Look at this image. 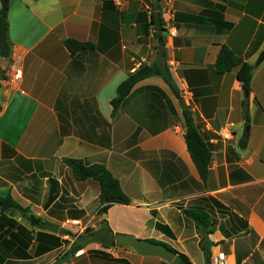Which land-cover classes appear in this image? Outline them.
<instances>
[{
	"label": "crops",
	"instance_id": "0c3cea01",
	"mask_svg": "<svg viewBox=\"0 0 264 264\" xmlns=\"http://www.w3.org/2000/svg\"><path fill=\"white\" fill-rule=\"evenodd\" d=\"M156 9L175 11V35L148 26ZM8 20L0 196L18 207L0 208V264H172L97 243L70 254L103 215L99 183L77 181L65 159L104 164L119 180L131 204L108 211L115 235L164 244L192 264H264V0H11ZM66 40L94 49L73 55ZM224 45L252 67L248 121L238 70L215 69ZM161 52L181 97L150 77L114 112L120 84ZM184 108L213 152L206 181L187 149ZM187 210L208 214L207 228ZM32 220L64 228L71 240Z\"/></svg>",
	"mask_w": 264,
	"mask_h": 264
},
{
	"label": "trees",
	"instance_id": "16d2710c",
	"mask_svg": "<svg viewBox=\"0 0 264 264\" xmlns=\"http://www.w3.org/2000/svg\"><path fill=\"white\" fill-rule=\"evenodd\" d=\"M11 0H1L2 8L0 10V53L5 59L11 56V41L9 36L10 25L8 20L9 7ZM148 26H152L156 31L157 36L165 31V23L162 18L160 10L156 9L150 17ZM65 46L71 54H76L82 51L94 49V44L90 42H79L76 40H66ZM164 52L160 53V59L153 65H143L141 68L120 84L118 87V96L112 101L114 112H116L123 101L128 97L133 88L141 81L150 77H159L170 87L171 91L177 98L181 97L176 82L172 76L171 70L167 63L164 61ZM217 74L223 75L235 69L238 70L237 78L242 84L243 90L248 93L247 99L244 100V118L249 120V97L252 93V67L245 62L240 56L233 52L228 46L224 45L219 51L215 63ZM6 78L3 72H0V82ZM1 91V83H0ZM0 103V111H1ZM183 115L187 130L185 133V141L187 149L191 158L197 168L199 175L203 181H206L209 175V168L213 159V152L211 146L206 141L205 137L200 132L199 127L195 124L191 112L183 109ZM248 139L242 141V147H246ZM64 163L71 169L74 178L77 181L95 180L100 185V215L107 214L108 211L115 205H130V198L123 192L119 180L107 169L104 164H86L81 160L65 159ZM18 207L17 203L10 195L6 197L0 196L1 212L11 211ZM186 216L191 218L199 227V229L207 228L209 224L208 214L199 210H187L184 212ZM37 221V220H36ZM61 234H70L67 230L62 228ZM71 235V234H70ZM115 234L111 230L108 220L103 219L100 222V228L87 229L83 234L75 240L70 254H75L77 251L84 249L92 243L100 244L104 248L117 247L113 238ZM158 243L156 241H152ZM161 244V243H159ZM168 247V246H167ZM170 250L177 254L176 259L172 264H192L189 258L176 250L168 247ZM203 252L207 258L210 251L207 245H202ZM62 258V257H61ZM64 259V258H63ZM62 260H58L55 264H61Z\"/></svg>",
	"mask_w": 264,
	"mask_h": 264
},
{
	"label": "water",
	"instance_id": "95a60500",
	"mask_svg": "<svg viewBox=\"0 0 264 264\" xmlns=\"http://www.w3.org/2000/svg\"><path fill=\"white\" fill-rule=\"evenodd\" d=\"M264 61V53L260 56L258 60V64H261ZM248 96V93H246ZM247 131H249V127L247 128ZM25 212L22 211V214ZM103 219H107V214L103 215ZM31 225L38 228L42 231H48L53 234H59L61 231H63L62 228H60L57 225L46 223V222H37L35 220L31 221ZM115 240V244L117 247L123 248V247H129L134 249L139 255L141 256H155L162 258L168 263H172L175 259L177 254L170 250L166 245L154 243L149 240L139 239L132 235L127 234H116L113 236Z\"/></svg>",
	"mask_w": 264,
	"mask_h": 264
},
{
	"label": "built area",
	"instance_id": "2783aa9c",
	"mask_svg": "<svg viewBox=\"0 0 264 264\" xmlns=\"http://www.w3.org/2000/svg\"><path fill=\"white\" fill-rule=\"evenodd\" d=\"M166 16H164V14H162V18H163V21L165 23V29L171 30V35L173 36L177 33V29L174 25L175 21H176L175 11H173L172 9H167L166 10ZM20 76H21V72L17 71V73L14 75V77L11 79V81L14 84H17V82L20 80ZM0 83H2V82H0ZM220 135L222 137L225 136L223 132H220ZM223 261H224V258L220 257V261L218 262V264H223L222 263Z\"/></svg>",
	"mask_w": 264,
	"mask_h": 264
},
{
	"label": "rangeland",
	"instance_id": "374dc122",
	"mask_svg": "<svg viewBox=\"0 0 264 264\" xmlns=\"http://www.w3.org/2000/svg\"><path fill=\"white\" fill-rule=\"evenodd\" d=\"M118 213H119L120 215L123 214V210H122V209H118ZM63 235L67 236V237H66L67 240H71V238H70L71 235H70V234L66 233V234H63ZM127 235H130V234H127ZM132 236H133V235H132ZM173 262H174V261H173ZM173 262H172V263H173Z\"/></svg>",
	"mask_w": 264,
	"mask_h": 264
}]
</instances>
